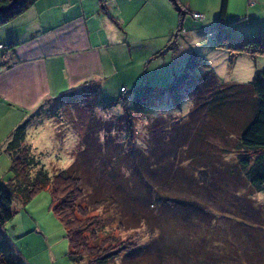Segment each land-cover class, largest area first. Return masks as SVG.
<instances>
[{"label":"trees","instance_id":"trees-1","mask_svg":"<svg viewBox=\"0 0 264 264\" xmlns=\"http://www.w3.org/2000/svg\"><path fill=\"white\" fill-rule=\"evenodd\" d=\"M11 1L0 0V9L6 8L0 11V24L25 11L35 0ZM97 1L99 10L121 29L103 0ZM170 1L180 12L177 2ZM227 5L228 0H220L213 46L227 49L230 62L242 52L264 54L261 38L232 40L233 28L224 26ZM180 29L179 25L177 31ZM200 68L203 70L198 73ZM190 94L192 102L184 116L169 112L150 115L154 104L163 99L178 107L182 96ZM79 96L84 99V108L71 124L78 142L66 167L49 172L33 154L26 138L28 118L13 127L2 145L9 157L11 177L0 183V264L17 262L15 250L1 231L14 213L13 201L26 204L43 189L49 191L52 211L65 229L67 256L78 264H109L121 256L122 264H130L126 260L129 254L141 258L143 253L147 258V243L136 245L130 235L121 240L113 229H136L146 223L151 231L149 219L154 214L157 218L177 217L188 242L181 250L182 264H190L189 259L194 264L193 257L200 251L195 244L201 236L189 228L197 227L199 219L207 221L206 215L212 213L214 185L237 192L243 182L264 191V69H256L247 82H220L204 57L191 50L169 83L152 86L141 82L132 88L130 104L123 95L103 101L100 82L93 79L55 98ZM116 105L122 108L118 115L100 118L93 113L95 107L105 112ZM39 113L38 108L31 118ZM137 122L143 131L139 141L132 136ZM211 137L214 143L208 140ZM222 142L227 149H219ZM217 143L221 145L217 147ZM216 150L220 155L212 161L211 152ZM232 151L236 153L233 162L226 158ZM190 168L194 169L191 173L186 170ZM165 204H171L172 210Z\"/></svg>","mask_w":264,"mask_h":264},{"label":"rangeland","instance_id":"rangeland-1","mask_svg":"<svg viewBox=\"0 0 264 264\" xmlns=\"http://www.w3.org/2000/svg\"><path fill=\"white\" fill-rule=\"evenodd\" d=\"M175 1L180 12L170 0H146L147 3H141L136 11L138 18L136 28L133 29L132 46L136 51L144 46L158 47L155 49V55L152 54V57L150 56L145 60H143L144 55L140 52L137 53L139 54L138 59L137 56H134L138 77L133 75L135 72L133 66L130 69L126 68L130 63L128 60L130 56H127L128 50L126 48L120 56L123 71L119 77L128 80L123 73L125 70L128 73L133 69L129 75V80L134 82L132 87H126V91L124 87L122 90L120 88L119 94L125 98L130 97L128 104L131 101L130 91L139 83L143 82L152 86H163L169 83L173 74L183 68L186 57L191 50L197 51L204 57L208 68L217 75L220 82H247L252 78L256 69H264V54L259 53L251 56L248 52H244L246 54H237L230 62L231 56L227 49L221 48L219 50L213 46L212 28L217 22L220 0ZM250 1V5L246 3L247 7H255L251 11L261 9L257 5L258 0ZM239 2L241 0H231L228 4V11L238 10L240 12L241 9L245 10L246 7L240 5L242 3ZM253 2L254 4H252ZM263 3L264 0H262ZM191 12H198L202 14L203 18L195 20L192 18ZM228 13L232 15V13ZM263 14L264 10L262 11ZM179 25L182 29L177 31ZM224 26L227 24L224 23ZM255 26L246 27L250 28L246 33L252 31L254 29L252 27ZM121 29L123 30L122 25ZM255 29L260 31L261 28L255 27ZM260 32L251 33L246 38H261L262 43H264V31ZM159 51L160 53L157 54ZM212 67L218 71V74ZM202 70L200 68L197 72L200 73ZM162 71H166V73L157 75ZM108 87L109 90L107 91H103L100 87L102 100L110 101L118 96V91L113 83H109ZM82 102H84L82 96L74 99L73 97L72 99L67 97L47 99L39 104L41 106L38 105L33 112L36 113L39 108L41 114H55V117H41L43 120L41 121L43 124L41 129L47 127L48 131H52L47 141L42 142L39 139V131H43L41 129L30 130L27 137L30 147L32 146L31 150L34 151L33 154L49 172L66 167L72 161L70 151L76 146L78 135L71 128V124L72 121H75L73 119H75L78 111L84 108L81 106ZM191 102V94L190 96L183 95L178 107L173 106L169 100L163 99L161 103L154 104L150 115L169 112L172 115L184 116ZM98 110V107H95L93 113L99 115L100 118L109 114L118 115L122 112L121 105L113 106L105 112ZM6 118L9 119V117ZM4 123L7 126L10 121L4 120ZM2 125L3 121H0V129ZM57 130H60L58 132L59 137L56 136ZM142 134L141 124L137 122L132 136L139 141ZM0 135L1 148L6 139L3 140V135L1 133ZM8 135L6 136L8 137ZM99 135L103 137L104 132H100ZM60 138L61 140H59ZM208 140L214 143L215 139L211 137ZM229 141L232 142V140ZM223 143L222 145L216 144L217 147L221 145L220 150L228 147ZM233 144L231 145L233 146ZM229 149L232 148L229 147ZM232 152L226 154V158H230L233 162L236 153L235 151ZM211 155L214 159L212 161H215L220 152L216 150L211 152ZM8 167L9 157L2 149L0 150V183H4L11 177ZM186 170L190 173L194 171L193 168ZM191 183L193 184L192 181H190ZM242 186L236 192V190H225L222 185L218 187L214 185L213 189L215 190H213L212 201H210L212 213L206 215L207 221L199 219L197 227L191 226L189 228L191 232L194 230L195 234L201 236L198 238L199 242L195 244V247L200 251L197 252L196 257H193L196 258V261H192L194 264H264V191H256L243 182ZM163 206L172 210L171 204ZM12 207L14 213L3 225L1 231L15 250L16 264H78L73 263L67 256L68 240L65 229L52 211L50 193L47 189L35 193L26 204L15 199ZM146 211L152 212L150 209H146ZM240 215L245 216L246 220H243L244 218ZM157 217L154 214L149 219L153 227L151 231L146 223L139 224L136 229H113L114 236L121 240L130 235L131 241L135 242L136 245L142 243L148 245V259L143 256V253H141V258H138V255L129 254L130 257L126 260H130V264H182L181 250L188 244V242L185 243V239H187L185 235L187 234L181 230V224L178 223L175 215ZM121 257L115 258L109 264H122ZM190 261L191 259H189V263L192 264Z\"/></svg>","mask_w":264,"mask_h":264},{"label":"crops","instance_id":"crops-1","mask_svg":"<svg viewBox=\"0 0 264 264\" xmlns=\"http://www.w3.org/2000/svg\"><path fill=\"white\" fill-rule=\"evenodd\" d=\"M230 1L228 0V4ZM103 2L123 30L99 10L97 0H35L25 11L0 24V44H3L0 48V121H3L0 133L3 140L17 123L26 118H30L26 138L30 130L41 129V116L31 118L37 106L47 99H54L61 93L79 87L87 80L100 82L103 91L109 90V83H113L118 96L121 87L125 91L126 87H132L134 82L129 80V75L133 69L123 73L128 80L119 77L123 71L120 56L125 48L128 50L127 56H130V63L126 68L133 66V75L138 77L134 56L138 59L137 53L140 52L145 60L155 55L158 47L144 46L136 51L132 46L133 29L136 28L138 18L136 11L141 3L147 2ZM239 3L246 7L245 10L231 12L227 5L225 23L233 28V41L264 31L262 0L256 3L261 7L258 11H251L255 7H247L246 3L250 5V0H241ZM249 25H256L257 29H261L257 31L252 27L254 29L246 33L250 29L246 28ZM163 73L166 71L157 75ZM129 99L130 97H126L127 104ZM4 120L10 121V124L6 126ZM41 130L43 131H39L38 137L45 142L52 131H48L47 127ZM32 152L34 153L33 150Z\"/></svg>","mask_w":264,"mask_h":264},{"label":"built area","instance_id":"built-area-1","mask_svg":"<svg viewBox=\"0 0 264 264\" xmlns=\"http://www.w3.org/2000/svg\"><path fill=\"white\" fill-rule=\"evenodd\" d=\"M191 15L194 19H202L203 16L202 14H199L198 12H191ZM3 47L2 44H0V48ZM123 89V87H121V90Z\"/></svg>","mask_w":264,"mask_h":264},{"label":"water","instance_id":"water-1","mask_svg":"<svg viewBox=\"0 0 264 264\" xmlns=\"http://www.w3.org/2000/svg\"><path fill=\"white\" fill-rule=\"evenodd\" d=\"M16 0H12L11 2L14 3ZM8 8V7H7ZM6 8L0 9V11L5 10Z\"/></svg>","mask_w":264,"mask_h":264}]
</instances>
